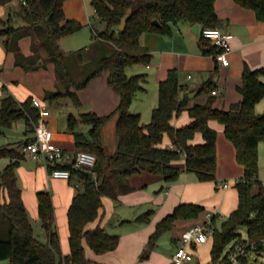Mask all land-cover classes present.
I'll list each match as a JSON object with an SVG mask.
<instances>
[{
  "label": "trees",
  "instance_id": "16d2710c",
  "mask_svg": "<svg viewBox=\"0 0 264 264\" xmlns=\"http://www.w3.org/2000/svg\"><path fill=\"white\" fill-rule=\"evenodd\" d=\"M19 2L14 15L2 21L0 36L7 52L15 55V63L25 71L36 70L46 63H53L57 81L61 82L75 106L82 105L78 92L84 90L96 77L108 72V85L120 97L118 106L108 114L93 112L81 114V122L90 126L89 131H78V119L70 115L68 129L75 136L78 150L96 154L93 168L73 169L70 183L76 188L68 211L70 229V253L62 252L57 227L53 196L50 191L37 194L39 217L47 234V242L40 241L23 200L18 184L17 168L26 159L24 146L33 138L0 146V159H10L0 172V262L2 264H93L86 255V244L98 255L114 251L120 236L110 234L103 227L89 229L103 208V198L115 201L121 195L134 191L130 182L133 175L147 172L162 176L167 182L178 180L184 172L195 173L199 181H215L217 171V131L210 126L214 120L224 126L226 138L234 145L236 160L244 167V175L235 187L239 194L238 208L216 227L217 216L212 219L214 228L211 261L218 264L233 242L250 240L264 251V182L259 178V144L264 143V112H256V104L264 98V67L252 69L245 64L242 83L238 91L242 100L229 109H220L215 103L217 88L215 73L198 90L207 94L204 104L190 105L189 94L182 96L183 85L179 72L171 69L165 80L159 83V102L153 109L149 123L142 122L141 114L131 109L136 95L146 89L147 74L129 76L127 68L134 65L149 66L150 50L142 45L144 34L172 36L174 28L182 24L205 28H224L225 21L216 12L217 0H91L96 15L106 23L102 31H93V42L89 47L66 54L60 46L65 36L82 28L78 21L69 19L65 11L67 0H0V5ZM239 6L253 10L259 21L264 22V0H233ZM128 11L132 16L124 30H119L122 18ZM158 20L160 26L154 24ZM200 46L205 55H212L214 48L206 49L209 40L201 36ZM32 38V55L26 56L20 49L23 38ZM43 59L44 64L38 65ZM94 65V67H92ZM76 68V70H75ZM85 75L78 81L77 77ZM0 100V128L10 129L19 120H24L28 132H34L39 113L29 97L18 101L5 89ZM62 95L60 90L48 92L47 99ZM188 111L191 122L182 127L173 124L175 117ZM118 115L116 126L117 150L110 155L103 139L106 124ZM201 133L203 143L193 144L196 134ZM168 137L172 147H164ZM185 158L184 166L178 161ZM82 181L80 187L75 183ZM206 213L199 204L182 203L163 218L156 226L142 253L148 258L159 238L170 231L179 220L198 219ZM152 211L137 218L148 222ZM246 232L243 236L242 231ZM198 247L195 248L197 250ZM242 259V263H246Z\"/></svg>",
  "mask_w": 264,
  "mask_h": 264
},
{
  "label": "crops",
  "instance_id": "0c3cea01",
  "mask_svg": "<svg viewBox=\"0 0 264 264\" xmlns=\"http://www.w3.org/2000/svg\"><path fill=\"white\" fill-rule=\"evenodd\" d=\"M75 1H81L82 3L85 0ZM67 2L65 3V11L69 15L67 13ZM18 6V1H12L8 4L0 5V8L8 7L9 10L5 14L14 15ZM216 12L225 21L224 29L234 35L229 53V66H221L212 55L203 53L199 42L200 25L198 33H195L192 30L194 25L182 24L174 28V33L169 38H161L158 34H144L143 36L146 40L144 42L142 36V45L147 47L152 55L150 65L144 66L145 70L147 69L149 72L146 70L147 72L144 73L147 74L148 79L151 75L154 76L159 84L167 78L169 70L177 69L180 83L183 85L182 96L189 94L190 105H194L196 103L204 104L207 101L208 95L200 94L198 88L217 71L214 78L217 88L213 93L217 96L215 105L220 109H229L232 104L242 100V95L237 88L242 83L245 64H248L252 69L264 67V22L257 19L253 10L243 8L233 0H217ZM73 14L75 13L73 12ZM92 18L98 19L99 17L95 13L92 17L89 15V21ZM103 24L106 28V23ZM93 28L101 31L94 25ZM0 37L4 38L3 41L6 39L5 36ZM19 45L26 56L32 55L31 37L23 38L20 40ZM9 59H13L15 63L14 53L7 52L4 44H1L0 100L6 94L5 89L20 102L25 101L29 97L34 98L36 95L29 88L22 86L18 81L11 83L5 78L3 69ZM49 64L52 66L57 82L55 65L50 62ZM106 77L108 83V72H104L101 85L104 87L110 103L107 102L101 106V110L95 109V112L100 115L112 112L120 102L119 95L109 85L106 86ZM96 79H93L85 89L93 85L97 81ZM261 80L264 82V75ZM81 91L78 92L79 97ZM256 112L259 114L264 112V98L256 104ZM117 121L118 115H115L103 130L104 144L110 155L117 150ZM190 122L191 117L188 111H184L173 120V124L176 127L185 126ZM50 123L51 121H49ZM210 126L217 131L216 180L201 182L195 173L189 172L182 173L178 180L174 182H167L162 176L147 172L133 175L130 178V182L135 188L134 191L121 195L118 201L104 197V206L98 219L88 227L89 229H94L100 226L105 228L108 233L120 236L118 248L103 255L96 254L87 244L85 245L86 255L93 264H171L172 257L180 244L183 233L193 224L204 222L206 220L205 213L198 219L177 221L170 231L165 232L159 238L156 247L151 251L148 258L143 259L142 253L146 249L150 237L155 232L157 224L171 214L179 204L194 203L204 206L206 213L211 212L217 216L215 226L218 228L238 208L239 194L235 185L244 175V167L236 160L235 147L226 138L224 126L214 120L210 121ZM12 128L3 129L6 132L0 128V133L7 134ZM51 129L55 133L56 143L60 147L70 152L78 150L75 136L69 129H64L63 132ZM89 129L86 128L82 132H88ZM25 132V135L17 142L34 137V132H28L27 128ZM17 142H13V144ZM203 142L204 139L201 133L196 134L195 139L192 141L193 144ZM163 146L172 147L171 141L167 136L164 139ZM110 148L111 152H109ZM0 161H5L8 164L10 159L4 158L0 159ZM178 164L184 166L185 158L183 157L178 161ZM259 164V178L264 182L263 142L259 144ZM17 175L18 184L22 189L23 200L28 210L35 236L42 242H47L48 238L39 217L37 194L40 191H50L52 193L62 252L64 255H68L70 253L68 211L73 197L77 193L76 188L67 180L50 178L47 168L38 165L28 156L17 168ZM47 184L48 187H46ZM222 184H228V187L223 188L221 187ZM148 211H152L148 222L137 221L139 216ZM209 243H211L210 248H212V241H209ZM197 258L198 253L195 260ZM210 261L211 258L209 261L200 264H207Z\"/></svg>",
  "mask_w": 264,
  "mask_h": 264
},
{
  "label": "rangeland",
  "instance_id": "374dc122",
  "mask_svg": "<svg viewBox=\"0 0 264 264\" xmlns=\"http://www.w3.org/2000/svg\"><path fill=\"white\" fill-rule=\"evenodd\" d=\"M66 5L68 10L67 13H69V15L67 14L68 18L80 22L82 24V28L78 32L69 34L62 38L60 41V46L66 54H75L80 49L89 47L92 44V36L94 31L93 25L98 27L101 31L104 30L103 28H105V26L99 18H92L89 21V15L92 17L95 14L94 8L91 5V0H85L82 3L81 1L69 0ZM2 10L4 12L3 14ZM7 10H9L8 7L2 9L0 8V30L3 28L2 21L9 17V14H5V12L7 13ZM73 12L75 14H73ZM160 36L161 38H169V36ZM3 39L4 38L0 37V45L3 44ZM143 41H146L144 36ZM92 67H94V65ZM146 70L143 65H134L127 68V74L129 76L145 74L144 72L148 71ZM3 74L7 80L11 81V83L18 81L22 86L29 88L36 95L35 97L47 104L51 115V117H49V121H51L49 124L50 128H53L57 131L63 132L64 129H68V120L70 115H74L78 119V131H84L86 128H90V126L80 121L81 114L89 112L96 113L95 109L101 110V106L107 102L110 103V100L105 93L104 87L101 85L104 73L96 77L97 79L95 78L97 81L93 85L81 91V107L75 106L72 99L67 95L63 84L58 81L56 82L54 71L52 70V66L49 63H46L45 66H42L36 70L25 71L15 65L13 59H9L7 64L4 66ZM84 77L85 75H81L77 77V79L78 81H81ZM105 83L106 86H108L107 77ZM58 90L62 92L61 96L54 100L47 99L46 94L48 92H56ZM158 102L159 84L155 80L154 76L151 75L146 84V89L139 92L133 99L131 109L134 113H140L143 123L147 124L151 121L153 109L154 107L158 106ZM26 128L25 121L19 120L7 134L0 133V146L13 144V142L19 141V139L25 135ZM1 130L5 131L3 129ZM85 133L88 134L87 132ZM111 151L112 150L110 148L109 152ZM6 166L7 164L5 161H0V172ZM46 187H48V184ZM77 190H82V188H78L76 191ZM242 233L243 236L246 235L244 230ZM247 242L251 241L248 240ZM206 244L207 245L203 244V246L200 245L197 248L196 252L198 253V258L193 264H200L210 260L211 243L208 242ZM2 263L4 262H0V264ZM245 264H264V251L258 250L253 252Z\"/></svg>",
  "mask_w": 264,
  "mask_h": 264
},
{
  "label": "built area",
  "instance_id": "2783aa9c",
  "mask_svg": "<svg viewBox=\"0 0 264 264\" xmlns=\"http://www.w3.org/2000/svg\"><path fill=\"white\" fill-rule=\"evenodd\" d=\"M201 36L209 40L210 45L206 49L214 48L212 56L221 66H229V53L232 47L234 35L224 28H205L201 31ZM33 104L39 113V121L34 127L33 142L24 146L23 151L38 165L47 168L52 179H64L71 181L72 170H82L93 168L97 162L95 153L88 150H77L70 152L60 147L55 140V133L50 128V111L47 104L39 98H33ZM82 181L76 182L75 186L80 187ZM227 188L228 184H222ZM206 220L196 223L185 230L177 247L171 264H193L196 258V247L210 241L214 228L212 219L214 214L205 213ZM264 245V239L261 240ZM258 251L255 242H233L224 253L218 264H244L242 259H248L253 252Z\"/></svg>",
  "mask_w": 264,
  "mask_h": 264
},
{
  "label": "water",
  "instance_id": "95a60500",
  "mask_svg": "<svg viewBox=\"0 0 264 264\" xmlns=\"http://www.w3.org/2000/svg\"><path fill=\"white\" fill-rule=\"evenodd\" d=\"M132 16V11H128L127 13H126V15L122 18V20H121V23H120V25H119V30H124L125 28H126V26H127V22H128V20H129V18ZM154 24H156V25H158V26H160L161 24H160V22L158 21V20H155L154 21ZM198 28H199V25L198 24H195L194 26H193V28H192V30L195 32V33H198ZM44 63V61L41 59V60H39V62H38V65H42Z\"/></svg>",
  "mask_w": 264,
  "mask_h": 264
}]
</instances>
